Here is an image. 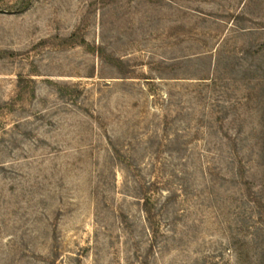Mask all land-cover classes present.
Masks as SVG:
<instances>
[{
  "label": "rangeland",
  "instance_id": "1",
  "mask_svg": "<svg viewBox=\"0 0 264 264\" xmlns=\"http://www.w3.org/2000/svg\"><path fill=\"white\" fill-rule=\"evenodd\" d=\"M0 264H264V0H0Z\"/></svg>",
  "mask_w": 264,
  "mask_h": 264
},
{
  "label": "trees",
  "instance_id": "2",
  "mask_svg": "<svg viewBox=\"0 0 264 264\" xmlns=\"http://www.w3.org/2000/svg\"><path fill=\"white\" fill-rule=\"evenodd\" d=\"M200 79L202 80H210V78L208 77H200ZM215 78L214 77H211V80H214ZM142 195H145V196H142L141 198L143 199V206H144V211L146 213V219L149 221V224H150V219L151 218V215H150V208H149V205H150V199L148 196H146L145 192H142Z\"/></svg>",
  "mask_w": 264,
  "mask_h": 264
}]
</instances>
